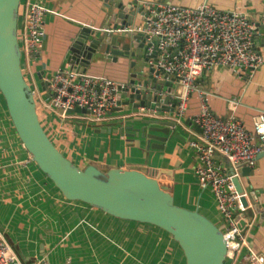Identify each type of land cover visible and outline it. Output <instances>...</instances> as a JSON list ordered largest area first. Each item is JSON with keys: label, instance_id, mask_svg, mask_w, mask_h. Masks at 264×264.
<instances>
[{"label": "crops", "instance_id": "0c3cea01", "mask_svg": "<svg viewBox=\"0 0 264 264\" xmlns=\"http://www.w3.org/2000/svg\"><path fill=\"white\" fill-rule=\"evenodd\" d=\"M34 1L57 12L44 16L43 44L33 62L21 60L23 76L37 96L42 92L38 80L40 73L45 77L69 65V49L79 25L95 29L103 39L113 37L116 46L113 55L93 58L84 71L120 82L128 81L134 72L130 68L131 60L116 55L122 50L126 51V36L102 30L113 28L115 20L114 8L109 1L20 0L18 41L21 38L18 30L24 20L20 13L26 12L27 2ZM137 1L147 3L145 6L149 7L148 3H164L195 8L207 3L223 12H244L255 23L264 17V0ZM143 19V15H136L134 25L142 23ZM255 49L264 60V37L262 40L259 35L255 37ZM74 68L83 70L79 66ZM195 85L198 90L209 94L208 104L215 115L227 117L232 114L247 129L252 127L258 114L264 113V63L249 79L232 69L218 67L199 77ZM231 101L235 103L232 112L228 109ZM42 105L36 103L45 133L72 164L84 169L92 160L120 168L147 166L171 170L175 204L190 210L197 209L217 224L219 214L214 199L208 190H201L197 186L193 174L196 153L188 144L191 137L188 130L175 128L184 139L174 138L175 130H172L164 148L155 150L147 148L145 138L127 135L130 133L128 126L134 129L141 127L140 123L130 122L132 118L125 117L132 111L131 105H122L115 111L112 129L122 130L121 134H102L96 128L83 127L67 119L61 121L56 118L57 113ZM198 110L199 98L193 94L185 120H189ZM191 130L195 131L193 128ZM216 162L227 172L230 171V166L221 156H216ZM239 180L247 193L248 204L252 205V210L248 212L252 227L246 232L248 249L232 264H249L242 258L248 255L249 250L264 257V207H260L264 206V155L257 158L248 176H241L240 172ZM249 193L255 195L254 201ZM255 206H258V210ZM260 213H263L262 217ZM138 226L145 228L139 232ZM150 227L117 219L85 203L65 199L23 148L0 94V230L22 264H159L164 250L160 248V242L152 237L154 233L159 235V231ZM128 230L134 231L129 233ZM164 239L172 244L171 256L168 257L172 259L169 262L181 264L179 248L167 238ZM168 247L171 249V245Z\"/></svg>", "mask_w": 264, "mask_h": 264}, {"label": "built area", "instance_id": "2783aa9c", "mask_svg": "<svg viewBox=\"0 0 264 264\" xmlns=\"http://www.w3.org/2000/svg\"><path fill=\"white\" fill-rule=\"evenodd\" d=\"M145 4L142 3L144 10ZM148 4L150 7L145 6L147 11L142 23L102 30L114 35L142 34L149 42L155 39L156 43L148 47L147 54L155 49L157 61L152 66L163 71L165 81L172 79V89L157 91L155 87L147 85L143 88L136 82L129 85L127 81L71 69L68 65L42 77L46 88L39 96L32 88L31 93L38 105L42 103V107L57 113V119L96 129H112L115 111L122 106L118 103V94L124 88L134 86L140 94L150 95L149 103L154 108L132 109L125 117L173 121L175 128L188 130L191 136L188 144L196 153L193 174L197 186L208 190L214 199L219 214L217 226L227 244L225 262L232 264L248 249L246 232L252 227V218L248 214L252 205H243L241 198L247 197V193H238L233 180L239 177L242 168L253 167L258 155L264 153V113L254 118L250 129L232 114L227 117L215 115L208 104L209 94L198 90L195 82L218 67L232 69L247 79L253 77L264 63L255 49L258 27L244 12H223L207 3L195 8ZM26 7V12L20 13L24 20L18 30L21 32L19 47L21 60L33 62L43 44L44 16L57 12L35 1L27 2ZM193 94L199 98V110L189 120L200 128V133L191 130L184 121ZM167 96L177 100L174 112H158L157 97ZM234 107L235 103L229 102V111L232 112ZM76 108L85 109L87 113H75ZM217 155L228 163L229 172L216 162ZM242 258L249 264H264V257L251 250ZM0 264H22L1 230Z\"/></svg>", "mask_w": 264, "mask_h": 264}, {"label": "water", "instance_id": "95a60500", "mask_svg": "<svg viewBox=\"0 0 264 264\" xmlns=\"http://www.w3.org/2000/svg\"><path fill=\"white\" fill-rule=\"evenodd\" d=\"M114 8L113 28L134 25L136 15H146L142 3L137 0H103ZM20 0H0V94L5 103L8 116L23 148L32 162L62 196L69 201L85 203L101 212L124 221L147 224L167 233L178 245L185 264H225L227 244L216 223L198 212L178 206L174 202V176L171 170L150 168L147 166H129L120 168L95 161H88L80 169L66 158L45 133L37 114L36 102L31 93V86L25 80L21 68V52L17 37L18 12ZM257 35L264 37V17L256 22ZM127 49L120 55L131 60V73L127 84L135 82L146 88L149 85L159 91H169L174 87L171 80L165 81L163 71L155 69L152 63L157 61L155 49L147 54L148 47L156 43L147 41L142 34H126ZM116 49L113 37L104 38L96 30L79 25V30L70 46L68 63L70 68L79 66L85 70L93 60L106 54L113 55ZM42 91L46 84L42 73L38 75ZM47 96V94H45ZM121 98L123 101L120 102ZM118 103L131 108H154L149 103L151 96L142 95L134 86L124 88L118 94ZM158 112L173 113L176 99L167 96L157 97ZM75 113H87L76 108ZM196 132L201 130L190 120H184ZM129 122V121H128ZM141 127L128 126L129 137L146 139L147 148L162 150L168 135L175 130L173 137L184 139L175 129L173 121H153L132 118ZM102 134H121L118 129H98ZM264 155L261 153L258 157ZM257 157V158H258ZM250 168L244 167L241 176H248ZM236 191L242 193L244 187L238 178L233 180ZM254 201L255 195L249 193ZM241 202L247 205V197ZM258 210V206H255ZM261 217L263 213H260ZM242 225V223H241Z\"/></svg>", "mask_w": 264, "mask_h": 264}, {"label": "rangeland", "instance_id": "374dc122", "mask_svg": "<svg viewBox=\"0 0 264 264\" xmlns=\"http://www.w3.org/2000/svg\"><path fill=\"white\" fill-rule=\"evenodd\" d=\"M141 228H145V227H141V226H138L137 227V229H138V231L139 232H142L143 231V229H141ZM150 228H152V227H150ZM157 230V229H156ZM134 230H128V232L129 233H132ZM138 231H136V232H138ZM159 231V235L158 234H153L152 235V237L154 236L155 237V240L157 241V242H160V248H163V250H164V252H163V258L161 259V261H160V263L159 264H171L169 261L172 259V257L171 258H168L169 256H171V252H172V244L171 243H166L165 242V240L166 239H164V237L165 238H167L170 242H173L174 244H176L175 242H174V240L171 238V236H169L167 233H165L164 231H161V230H158ZM161 235H162V238H161ZM164 236V237H163ZM151 237V238H152ZM171 245V249H169V247L168 246H170ZM176 246H177V248H179L178 247V245L176 244ZM181 254H180V256H182V263L181 264H185V260H184V258H183V255H182V252H181V250L179 249L178 250ZM178 252V253H179ZM166 257V259H164ZM168 258V259H167ZM163 261V262H162Z\"/></svg>", "mask_w": 264, "mask_h": 264}, {"label": "trees", "instance_id": "16d2710c", "mask_svg": "<svg viewBox=\"0 0 264 264\" xmlns=\"http://www.w3.org/2000/svg\"><path fill=\"white\" fill-rule=\"evenodd\" d=\"M148 226H150V225H148ZM152 228H154V229H157V230H160V229H158V228H156V227H153V226H151ZM162 231V230H161Z\"/></svg>", "mask_w": 264, "mask_h": 264}]
</instances>
